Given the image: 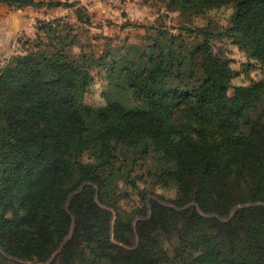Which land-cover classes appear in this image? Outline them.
Listing matches in <instances>:
<instances>
[{"label":"trees","instance_id":"trees-1","mask_svg":"<svg viewBox=\"0 0 264 264\" xmlns=\"http://www.w3.org/2000/svg\"><path fill=\"white\" fill-rule=\"evenodd\" d=\"M173 2L199 4L190 21L231 12L178 33L146 25L141 70L118 63L112 37L85 48L64 16L39 18L34 48L0 63V264H264V0ZM1 3L73 6L93 24L76 1ZM217 38L263 75L234 84ZM93 71L121 123L103 111L88 139L76 91L88 92ZM156 187L175 191L169 204L151 197ZM189 202L204 214L180 208Z\"/></svg>","mask_w":264,"mask_h":264},{"label":"rangeland","instance_id":"rangeland-1","mask_svg":"<svg viewBox=\"0 0 264 264\" xmlns=\"http://www.w3.org/2000/svg\"><path fill=\"white\" fill-rule=\"evenodd\" d=\"M79 2L88 9V13L93 21L92 25L81 22L75 14V7L64 5L55 7L26 6L15 8L6 3L0 4V63L5 64L16 54H23L28 49L34 48L37 40V20L49 19L64 16L66 21H71L80 33L82 42L88 50L95 49L98 52L105 47L109 37H112L113 45L121 47L119 64H127L141 70L148 66L147 60L142 58L138 47L145 44L146 25H159L178 33L185 25L193 27L208 24L209 20L213 24H227L231 9L222 7L212 9L205 14L197 15L192 21L186 11H195L198 5L183 7L173 0H44ZM213 49L222 52L231 60L233 69L238 72L233 78V83L248 84L254 79L263 75L259 64L249 58L246 52L229 38H217L213 40ZM119 69V68H118ZM96 76L95 81L90 86L88 92L84 93L85 84L76 91L81 113L87 125L85 137L91 139L97 131L106 126L101 113L109 112L108 123H121L120 116L106 108L107 103L102 96V81L100 75L93 71ZM3 123L0 122V126ZM122 191H135L119 181ZM175 191L170 188L156 187L151 197L158 199L162 203L169 204V199L173 198ZM133 197L138 200L137 192H133ZM197 206L195 202H189L185 207ZM197 213H204L197 206ZM151 212L144 216L150 218ZM114 218L112 220V225ZM72 231L64 239L61 246L55 251L52 258L56 257L65 242L72 236Z\"/></svg>","mask_w":264,"mask_h":264},{"label":"water","instance_id":"water-1","mask_svg":"<svg viewBox=\"0 0 264 264\" xmlns=\"http://www.w3.org/2000/svg\"><path fill=\"white\" fill-rule=\"evenodd\" d=\"M113 232H114V223H113Z\"/></svg>","mask_w":264,"mask_h":264},{"label":"crops","instance_id":"crops-1","mask_svg":"<svg viewBox=\"0 0 264 264\" xmlns=\"http://www.w3.org/2000/svg\"><path fill=\"white\" fill-rule=\"evenodd\" d=\"M26 7V6H25Z\"/></svg>","mask_w":264,"mask_h":264}]
</instances>
